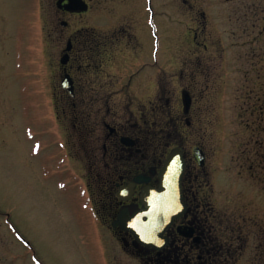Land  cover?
I'll use <instances>...</instances> for the list:
<instances>
[{"label": "rangeland", "instance_id": "obj_1", "mask_svg": "<svg viewBox=\"0 0 264 264\" xmlns=\"http://www.w3.org/2000/svg\"><path fill=\"white\" fill-rule=\"evenodd\" d=\"M89 1L88 14L66 19L70 29L126 26L137 34L144 77L133 99L146 111L162 102L165 142H182L189 157L193 147L206 151L196 183L210 194L213 222L223 216L233 226L241 215L264 224V60L256 58L264 57V0ZM63 18L53 0H0V264H140L94 219L67 157L74 123L61 118L57 90L65 40L50 35ZM225 45L236 70L226 75ZM133 47L122 55L116 44L111 57L129 63ZM186 64L191 78L180 74ZM182 89L195 99L189 116ZM246 229L248 250L226 264H251L257 237Z\"/></svg>", "mask_w": 264, "mask_h": 264}, {"label": "flooded vegetation", "instance_id": "obj_2", "mask_svg": "<svg viewBox=\"0 0 264 264\" xmlns=\"http://www.w3.org/2000/svg\"><path fill=\"white\" fill-rule=\"evenodd\" d=\"M83 1L87 10L77 12L71 9L70 0H53L56 16L65 19L60 21L62 29L50 35L55 33L58 41L65 40L60 56L58 106L63 112L61 118H70L74 123V139L66 143L75 144L72 148L69 146L72 151L67 157L75 163L79 184L85 189L94 219L120 243L124 254L132 255L140 264H226L229 255L242 256L248 250L246 228L253 230L254 227L257 243L250 248V261L251 264H264V224L257 221L252 225L241 215L235 217L233 226L223 216L218 227L213 222L215 217L208 203L210 194H206L205 186L196 183L200 178L197 170H204L206 166V151L193 147L189 157L182 142H165L166 138L159 135L163 121L162 102H156L151 111L135 103L133 98L140 91L144 77L137 34L126 26L70 29L67 18L81 17L92 9L89 0ZM198 36L194 33L195 41ZM130 43H134L133 61L127 63L123 58L115 61L111 57L116 44L118 54L125 55ZM229 53L231 51L225 45L224 75L234 71L227 60ZM62 58L65 64L61 63ZM256 58L264 60L263 56L256 55ZM155 68L153 83L159 93L162 67L159 64ZM185 69L180 72L182 77L194 76L189 65L186 64ZM67 76L72 80L73 95L63 87ZM183 94H188L192 101L187 113L184 112ZM181 101L183 115L189 116L195 103L193 94L182 89ZM183 121L179 118L176 123ZM185 121L190 124L188 119ZM175 148L182 151L185 160L180 190L181 202L186 209L167 227L160 228L155 246H147L128 229L127 221L139 218L146 208L142 200L146 191L160 190L159 172ZM196 148L204 152L203 167L196 160ZM218 228L222 244L213 236Z\"/></svg>", "mask_w": 264, "mask_h": 264}, {"label": "water", "instance_id": "obj_3", "mask_svg": "<svg viewBox=\"0 0 264 264\" xmlns=\"http://www.w3.org/2000/svg\"><path fill=\"white\" fill-rule=\"evenodd\" d=\"M71 9L74 11H86L88 6L83 0H70ZM65 64V59H61ZM63 87L73 95L72 80L69 76L63 81ZM184 112L187 113L191 106V97L188 94L182 95ZM196 160L200 166L205 164V155L200 148L194 150ZM185 169V160L180 149H173L164 166L159 172L160 190L146 191L142 200L146 208L139 214V218L127 223L130 229L140 242L147 246H155L160 228L167 227L174 218L180 217L185 206L181 202L180 184Z\"/></svg>", "mask_w": 264, "mask_h": 264}]
</instances>
